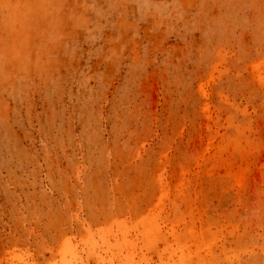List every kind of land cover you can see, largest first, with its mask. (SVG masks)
I'll return each instance as SVG.
<instances>
[{"label":"rangeland","instance_id":"obj_1","mask_svg":"<svg viewBox=\"0 0 264 264\" xmlns=\"http://www.w3.org/2000/svg\"><path fill=\"white\" fill-rule=\"evenodd\" d=\"M0 264H264V0H0Z\"/></svg>","mask_w":264,"mask_h":264}]
</instances>
